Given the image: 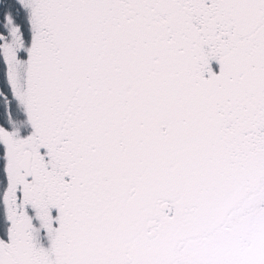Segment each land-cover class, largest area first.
Segmentation results:
<instances>
[{
    "label": "snow or ice",
    "instance_id": "obj_1",
    "mask_svg": "<svg viewBox=\"0 0 264 264\" xmlns=\"http://www.w3.org/2000/svg\"><path fill=\"white\" fill-rule=\"evenodd\" d=\"M0 264H264V0H0Z\"/></svg>",
    "mask_w": 264,
    "mask_h": 264
}]
</instances>
